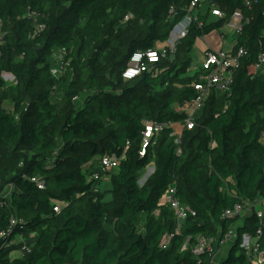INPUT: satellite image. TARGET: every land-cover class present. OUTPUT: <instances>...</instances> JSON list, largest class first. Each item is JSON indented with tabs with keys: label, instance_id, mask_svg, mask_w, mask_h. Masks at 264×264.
Masks as SVG:
<instances>
[{
	"label": "trees",
	"instance_id": "1",
	"mask_svg": "<svg viewBox=\"0 0 264 264\" xmlns=\"http://www.w3.org/2000/svg\"><path fill=\"white\" fill-rule=\"evenodd\" d=\"M191 1L0 0V232L7 233L0 264H212V251L193 255L196 237L215 243L232 226L238 239L220 264H250L239 247L242 234L260 229L264 248V218L253 214L237 225L236 217L222 216L264 197V74L255 72L264 49V0H207L225 17L198 15L151 72L121 76L133 53L165 45ZM236 10L244 23L231 52L242 47L248 54L229 92L212 91L187 129L182 107L197 98L201 73L189 74L194 44ZM60 50L63 67L54 74ZM3 73L15 84L7 85ZM145 121L163 128L140 155ZM173 124L182 125L178 143ZM105 156L117 167L93 170ZM150 164L154 171L139 185ZM95 173L109 174L108 202L93 190ZM169 186L195 216L178 222L160 205ZM23 244L30 253L13 256Z\"/></svg>",
	"mask_w": 264,
	"mask_h": 264
},
{
	"label": "built area",
	"instance_id": "2",
	"mask_svg": "<svg viewBox=\"0 0 264 264\" xmlns=\"http://www.w3.org/2000/svg\"><path fill=\"white\" fill-rule=\"evenodd\" d=\"M201 1L207 0H192L189 6V10L187 15L173 28L170 33V37L166 42V47L160 49H153L147 52H135L130 58L126 68L122 71L121 76L124 80H131L141 75L144 72H151V68L153 64L156 63L160 58H163L167 55V53H173L176 42L185 37L187 34L188 26L192 21H196L197 16L195 17L192 12L195 8L199 7ZM208 2V1H207ZM251 1H245L244 6L247 8L251 7ZM172 10L170 11V13ZM209 12L213 17L216 18H224L225 13L218 9L215 5H210ZM128 18L125 17V20ZM244 23V18L242 12L240 10H236L233 15L229 18L227 22V26L232 30V32L237 35L242 30V25ZM40 27H38L39 29ZM0 30H1V22H0ZM59 54H64L63 51H59ZM247 50L245 48H238L234 53H225L223 51H207L204 54V61L200 68V75L198 77V82L194 85V89L197 91V98L190 104V107L187 108V118L184 121V126L187 129H191L194 125V116L201 109L203 102L208 98L212 91L223 94L228 93L230 90V85L232 82V73L238 67L242 58L247 56ZM57 61V60H56ZM56 67L53 68V73H56V69L58 66V70L60 71L63 67L62 59L61 63L57 61ZM255 72L257 74H264V49L261 50L257 56L255 61ZM11 77V83L15 84L14 78L11 74H7ZM163 128L162 125H159L155 122H144V131H143V140H142V149L140 151V155L144 154L145 148L148 144V141L155 135V133L159 132ZM264 137V133L262 134ZM174 142L178 143V135L171 134ZM118 164V160L111 158L109 156L102 157L99 160V165L107 171H111L116 168ZM91 178L96 182L93 187L94 192L99 191V184L101 182L102 177L95 173L91 176ZM32 182L37 184L39 189L44 187V182L41 179L33 178ZM6 197V196H4ZM66 204V203H65ZM59 203L55 204L53 207L54 212H59L60 208ZM161 206H169L178 222L185 219L188 215L195 216V212L185 206H182L177 198L175 197V188L169 186L167 190L164 192L160 199ZM255 214L258 219L264 218V197L256 198L252 202H243L237 203L233 206V208L226 210L223 213V218H237L243 219L247 216ZM11 225L15 224V220L11 219ZM179 224V223H178ZM261 234V230L258 229L255 236L251 234H242L240 236L239 247L242 248L247 254L248 261L250 264H264V248L258 243L259 235ZM7 235L5 231L0 232V237L3 238ZM20 241V238H18ZM170 236L165 235L161 241V246L164 248L168 243ZM238 239V235L235 229V226L230 227L225 235L217 242H213L212 239H208L205 236L199 235L196 237V242L192 248V253L194 256H200L207 251H212L214 245L219 248H223L228 243L234 242ZM21 242V241H20ZM185 248V245L183 246ZM30 253V246L27 244H23L21 248L13 254L16 257H24Z\"/></svg>",
	"mask_w": 264,
	"mask_h": 264
},
{
	"label": "rangeland",
	"instance_id": "3",
	"mask_svg": "<svg viewBox=\"0 0 264 264\" xmlns=\"http://www.w3.org/2000/svg\"><path fill=\"white\" fill-rule=\"evenodd\" d=\"M201 2H202V4L200 6L204 5V3L206 4V6L209 5V3L207 1H201ZM207 13H208V9H206L204 11V13H202V15L205 16V15H207ZM208 14H209V17H208L209 21H212V20L216 19L210 13H208ZM226 30L227 29L225 27H223V28L219 29L217 32H215L213 34H210V35L216 36L217 38L221 39V36L223 37V36L226 35L225 34ZM203 42H204V40L202 38H198L196 40L195 44H194L193 51H192V54H191V57H192L191 64H190V67H189V70H190L189 74L190 75H194L195 72L199 71L201 66H202V63L199 64L197 61H198V57H199L200 54H201V56H204V48L205 47L203 46ZM223 42H224L223 51L225 53H230L232 51V49H233L234 44H235L234 41H230L229 38H227V36H226L225 39L223 40ZM165 46H166V43H165V45H162V44H157L156 45L157 49L163 48ZM202 46L204 48H202ZM62 56H63L62 54L58 53V54L54 55V58L59 63H61ZM55 69H56V73H57L59 71L58 70L59 69L58 66ZM1 78L5 81V83L7 85L11 84V77L9 75L3 73V74H1ZM4 107H6L7 109L10 108V104H9L8 98L5 99V101H4ZM189 107H190V105H187V106L182 107V109H185V111H187V108H189ZM177 109L180 111L181 107H178ZM172 127H173V129L175 131V134L179 135V133H180V131L182 129V125L181 124H173ZM152 165L153 164L147 166L146 168H144L143 171L140 172L139 185H142L143 182L146 181L145 178L148 177V175H149L148 169L152 168ZM93 170H97L100 173H105V170L100 165L94 166ZM99 186H100V190L103 193V201L104 202L110 201L111 200V193H110L111 186H110V183L109 182L108 183H106V182L103 183L102 182ZM144 219H145V214L141 213L139 215V224H140V228L141 229H142V226L144 224ZM106 228L109 229L110 227L108 225H106Z\"/></svg>",
	"mask_w": 264,
	"mask_h": 264
},
{
	"label": "crops",
	"instance_id": "4",
	"mask_svg": "<svg viewBox=\"0 0 264 264\" xmlns=\"http://www.w3.org/2000/svg\"><path fill=\"white\" fill-rule=\"evenodd\" d=\"M202 4V3H201ZM201 4H199V7L198 8H195L194 10H193V12H192V14L196 17V16H198V15H200V14H202V13H204V11L206 10V9H208V13H210L209 12V8H210V4L208 5V6H206V4L204 3V5H202V6H200ZM205 7V8H204ZM208 13H207V15H208ZM215 20V19H214ZM223 27H225L227 30H226V32H225V36H221V39H219V38H217L216 36H213V35H210V34H213V33H215V32H217V31H214V32H212V33H210L208 36L206 35V36H204V37H202V39L204 40V42H203V46L205 47H203L202 46V48H204V54L207 52V51H223V46H224V42H223V40L225 39V37L227 36V38H229V40L230 41H234L235 42V38H236V35L232 32V30L227 26V23L223 26ZM222 27V28H223ZM224 52V51H223ZM203 61H204V56H201V54L199 55V57H198V63L200 64V63H203ZM200 71V70H199ZM185 110V109H184ZM188 112L186 111V114H187ZM175 132V131H174ZM264 138V137H263ZM151 165V164H150ZM152 168L154 169V166L152 165ZM148 171H150V169H148ZM154 171V170H153ZM96 172H99V171H96ZM149 176V175H148ZM146 179H147V177H146ZM145 179V180H146ZM144 180V181H145ZM104 183V182H106V183H108L109 182V174H103L102 175V179H101V183ZM100 183V184H101ZM144 183V182H143ZM99 184V185H100ZM99 188H100V186H99ZM12 190H13V188L11 187V186H9V187H7L5 190H4V192H3V196H9L10 195V193L12 192ZM248 217V216H247ZM244 219V218H243ZM242 218L241 219H239V220H237V222H236V224L237 225H240L241 223H242V220H243ZM235 224V225H236ZM235 229H236V226H235ZM31 238H32V236H31ZM26 239H23V238H20V241H25ZM27 241V240H26ZM233 243L234 242H231V243H228L226 246H224L223 248H219V247H216V245H214V248H213V254H212V260H211V262H212V264H220L221 263V261L222 260H224L225 259V257H226V253H228L227 251H229L230 250V248H231V246L233 245Z\"/></svg>",
	"mask_w": 264,
	"mask_h": 264
},
{
	"label": "water",
	"instance_id": "5",
	"mask_svg": "<svg viewBox=\"0 0 264 264\" xmlns=\"http://www.w3.org/2000/svg\"><path fill=\"white\" fill-rule=\"evenodd\" d=\"M153 170H154L153 168H150L149 175L152 174ZM145 179H146V178H145Z\"/></svg>",
	"mask_w": 264,
	"mask_h": 264
}]
</instances>
